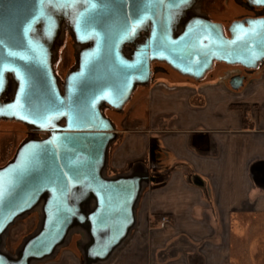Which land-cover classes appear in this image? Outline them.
I'll return each instance as SVG.
<instances>
[{"label": "water", "instance_id": "1", "mask_svg": "<svg viewBox=\"0 0 264 264\" xmlns=\"http://www.w3.org/2000/svg\"><path fill=\"white\" fill-rule=\"evenodd\" d=\"M246 1L264 8V0ZM193 2L0 0V119L50 132L46 139L23 144L14 161L0 169V246L9 227L48 195L40 232L16 259L0 250V264H31L52 256L75 225L89 228V261L107 259L127 237L135 222L140 178L102 175L115 137L103 110L121 111L135 88L150 82L153 62L196 81L214 62L248 70L264 62V17L234 23L230 38L221 24L203 17L177 32L176 14ZM73 9L75 38L88 47L61 90L47 41L56 27L52 11ZM9 82L15 91L11 101L1 104ZM92 199L95 208L84 214L83 206Z\"/></svg>", "mask_w": 264, "mask_h": 264}, {"label": "crops", "instance_id": "2", "mask_svg": "<svg viewBox=\"0 0 264 264\" xmlns=\"http://www.w3.org/2000/svg\"><path fill=\"white\" fill-rule=\"evenodd\" d=\"M179 76L154 72L112 121L102 175L140 178L127 237L89 261V228L75 225L54 254L75 237L83 264H264V62Z\"/></svg>", "mask_w": 264, "mask_h": 264}, {"label": "rangeland", "instance_id": "3", "mask_svg": "<svg viewBox=\"0 0 264 264\" xmlns=\"http://www.w3.org/2000/svg\"><path fill=\"white\" fill-rule=\"evenodd\" d=\"M75 12L76 10L74 9L70 11L53 10L52 15L56 20V27L52 39L49 41L45 39L50 48L53 68L56 75L62 79V81H65L67 76L77 68L80 53L88 47L87 45L82 46L78 44L75 38L73 32ZM198 17L210 19L228 26L237 20H242L247 17H264V8H252L246 0H194L191 6L176 14L174 29H176L177 32H181L188 22ZM143 39L144 38H141L139 42ZM156 71L161 75L165 71L167 74H174L175 76L180 75L168 67L166 63H154L153 72ZM137 88H139V86H137ZM14 91L15 85L9 82L5 93L12 95ZM130 105L131 103H126L121 111L113 109L107 110L106 108L103 111L106 117L116 124H119L124 111L129 110ZM42 137L43 135L39 134L38 130L24 123L15 120L0 119V169L14 161L18 150L23 144L30 140L41 139ZM39 219V215L33 210L24 215V217L10 229L5 239L4 249L9 254L16 255L17 247H19L25 239L28 241L33 236V228L39 222ZM43 220L44 216L42 217V225ZM74 238L73 241L75 242ZM74 242L72 246L60 248L59 251L52 256L40 261H33L31 264L84 263V252L82 251L84 243L80 238L77 240V243L75 242L76 244ZM86 246L83 249L86 250ZM62 261L63 263H60Z\"/></svg>", "mask_w": 264, "mask_h": 264}, {"label": "flooded vegetation", "instance_id": "4", "mask_svg": "<svg viewBox=\"0 0 264 264\" xmlns=\"http://www.w3.org/2000/svg\"><path fill=\"white\" fill-rule=\"evenodd\" d=\"M253 8H254V7H253ZM256 18H258V17H256ZM247 19H251V18H250V17H249V18L247 17V18H244V19H242V20H237V21L233 22L231 25H228V26H225V25H223L222 23H219V24L222 25V28H223V31H224V35H225V37H226V38H230V37H231V34H230V27H231L234 23H236V22H243V21H245V20H247ZM208 20H210V19H208ZM210 21H212V22H214V23H218V22H215V21H213V20H210ZM149 34H150V30H149L148 32H143L142 35L140 36V38H148ZM131 49L134 50L133 48H131ZM129 53H131V50H130ZM154 63H159V62H153V63L151 64L152 75H153V73H154V72H153V65H154ZM51 64H52V61H51ZM159 64H163V63H159ZM219 65H221V66H222V65H223V66H229V65H227V64H225V63L214 62L212 70L209 71V72L206 74V76H207L208 74H211L214 70H216V68H218ZM52 68H53V65H52ZM53 71H54V75H55V77H56V79H57V83H58L59 87L61 88V90H63L64 84H65V81H62V79H60V78L56 75V72H55L54 68H53ZM206 76H205V77H206ZM205 77H204V78H205ZM65 80H66V79H65ZM11 99H12V95H11V94H6V95H4V96L1 98V104H6V103H8L9 101H11ZM106 109H107V110H110L111 108L106 107ZM38 133L41 134V135H43V137H42L41 139H37V140L46 139V138H48V137L50 136V132H40V131H38ZM47 197H48V195H44V197H42V200H41L40 204H39V205L33 210L35 213H37V214L39 215V218H40V219H39V222H38V223L35 225V227L33 228V233H32L33 236L37 235V234L40 232L41 228H42L41 217L44 216V214H43V207H44V202H45V200L47 199ZM23 217H24V216H23ZM21 218H22V217H21ZM21 218L17 219L16 222H15L14 224H12V225L9 227V229L6 231V233H5V234L3 235V237H2V243H1V246H0V250H1L2 253H5L6 255H8L11 259H16V258L18 257L19 253L22 251L24 245H25L26 242H27L26 239H25V240L23 241V243H21V245H20L19 247H17L16 255L9 254V253L4 249L5 239H6L7 235H8V233H9L10 229H11V228H12L17 222H19V220H20ZM32 235H30V236H32ZM33 236H32V237H33ZM17 253H18V254H17Z\"/></svg>", "mask_w": 264, "mask_h": 264}, {"label": "trees", "instance_id": "5", "mask_svg": "<svg viewBox=\"0 0 264 264\" xmlns=\"http://www.w3.org/2000/svg\"><path fill=\"white\" fill-rule=\"evenodd\" d=\"M169 67V66H168ZM172 69V68H171ZM159 221H161V218H159V217H155L154 218V221L152 222V226H154L155 224H156V222H159Z\"/></svg>", "mask_w": 264, "mask_h": 264}, {"label": "built area", "instance_id": "6", "mask_svg": "<svg viewBox=\"0 0 264 264\" xmlns=\"http://www.w3.org/2000/svg\"><path fill=\"white\" fill-rule=\"evenodd\" d=\"M167 222H168V220H167L166 218H162V219H161V224L164 225V224H166Z\"/></svg>", "mask_w": 264, "mask_h": 264}, {"label": "snow or ice", "instance_id": "7", "mask_svg": "<svg viewBox=\"0 0 264 264\" xmlns=\"http://www.w3.org/2000/svg\"><path fill=\"white\" fill-rule=\"evenodd\" d=\"M92 6H93V7H95V5H94V4H93Z\"/></svg>", "mask_w": 264, "mask_h": 264}]
</instances>
